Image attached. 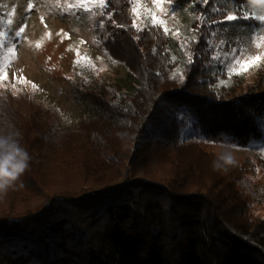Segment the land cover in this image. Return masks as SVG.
<instances>
[{
  "label": "trees",
  "instance_id": "trees-1",
  "mask_svg": "<svg viewBox=\"0 0 264 264\" xmlns=\"http://www.w3.org/2000/svg\"><path fill=\"white\" fill-rule=\"evenodd\" d=\"M200 2L177 60L162 25L140 30L130 0H107L104 45L132 86L84 90L99 111L77 125L34 96L0 94V135L30 156L0 194V264H264L255 164L209 149L264 144V80L219 88L211 44L232 23L261 28L264 0Z\"/></svg>",
  "mask_w": 264,
  "mask_h": 264
},
{
  "label": "rangeland",
  "instance_id": "rangeland-1",
  "mask_svg": "<svg viewBox=\"0 0 264 264\" xmlns=\"http://www.w3.org/2000/svg\"><path fill=\"white\" fill-rule=\"evenodd\" d=\"M130 1L128 13L136 28L162 25L173 39L174 58L183 60L187 43L195 39L192 25L199 0ZM106 3L0 0V94L14 91L34 96L38 104L59 111L61 125L70 127L99 111L84 90L128 91L132 86L128 67L104 45L101 16ZM229 16L235 15L231 12ZM257 17L264 22V10ZM211 44L215 50L212 69L219 74V88L264 80V25L253 30L229 24L224 32L211 33ZM257 56L261 57L258 62ZM238 60L250 66L242 71ZM209 149L217 156H232L240 165L248 161L255 164L251 175L257 196L253 214L263 218L264 144L246 148L220 144Z\"/></svg>",
  "mask_w": 264,
  "mask_h": 264
},
{
  "label": "clouds",
  "instance_id": "clouds-1",
  "mask_svg": "<svg viewBox=\"0 0 264 264\" xmlns=\"http://www.w3.org/2000/svg\"><path fill=\"white\" fill-rule=\"evenodd\" d=\"M224 165L234 163L232 156L220 158ZM30 156L20 146L19 139L12 134L0 135V194H6L29 167ZM220 167L219 163L215 164Z\"/></svg>",
  "mask_w": 264,
  "mask_h": 264
},
{
  "label": "snow or ice",
  "instance_id": "snow-or-ice-1",
  "mask_svg": "<svg viewBox=\"0 0 264 264\" xmlns=\"http://www.w3.org/2000/svg\"><path fill=\"white\" fill-rule=\"evenodd\" d=\"M204 2L207 3V0H204ZM227 19L228 20H235L236 17L235 16H228ZM20 31L23 32V29H21ZM260 59H261V57H259V56L255 57V61H257V62L260 61ZM237 64L241 66L242 71L246 70L250 66L249 62L241 63V61H239V60L237 61Z\"/></svg>",
  "mask_w": 264,
  "mask_h": 264
}]
</instances>
